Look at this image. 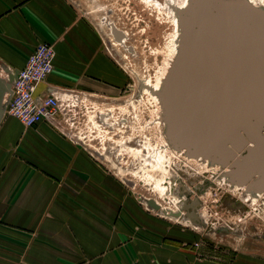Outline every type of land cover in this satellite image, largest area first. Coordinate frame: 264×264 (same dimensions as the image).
<instances>
[{"label": "crops", "instance_id": "1", "mask_svg": "<svg viewBox=\"0 0 264 264\" xmlns=\"http://www.w3.org/2000/svg\"><path fill=\"white\" fill-rule=\"evenodd\" d=\"M42 43L55 56L36 100L118 98L125 73L69 0H0L3 70L15 74ZM65 110L32 127L0 119V264H264L251 250L203 255L198 233L146 209L76 140L77 109Z\"/></svg>", "mask_w": 264, "mask_h": 264}, {"label": "rangeland", "instance_id": "2", "mask_svg": "<svg viewBox=\"0 0 264 264\" xmlns=\"http://www.w3.org/2000/svg\"><path fill=\"white\" fill-rule=\"evenodd\" d=\"M69 1L101 33L107 53L126 76L117 99L77 103L76 140L125 180L150 211L198 233L194 246L203 244V255L264 253V193L247 202L244 189L221 182L224 167L190 161L164 136L157 93L178 52L175 20L183 12L172 0ZM186 195L199 200L195 212L201 226L181 210Z\"/></svg>", "mask_w": 264, "mask_h": 264}, {"label": "water", "instance_id": "3", "mask_svg": "<svg viewBox=\"0 0 264 264\" xmlns=\"http://www.w3.org/2000/svg\"><path fill=\"white\" fill-rule=\"evenodd\" d=\"M181 21L178 52L157 93L164 136L189 158L227 167L231 184L263 194L264 12L244 0H190ZM14 75L0 79V119ZM198 206L186 195L181 210L201 226Z\"/></svg>", "mask_w": 264, "mask_h": 264}, {"label": "built area", "instance_id": "4", "mask_svg": "<svg viewBox=\"0 0 264 264\" xmlns=\"http://www.w3.org/2000/svg\"><path fill=\"white\" fill-rule=\"evenodd\" d=\"M54 56V48L49 43H42L34 48L26 58L22 69L15 73L10 90L4 96L3 115L16 118L25 127H32L41 121H50L51 117L60 110L75 108L77 103L71 100L61 103L54 96L39 100L33 96L37 84L44 81L52 72ZM9 76L0 66V79L7 82ZM145 208L150 210L147 206Z\"/></svg>", "mask_w": 264, "mask_h": 264}, {"label": "bare ground", "instance_id": "5", "mask_svg": "<svg viewBox=\"0 0 264 264\" xmlns=\"http://www.w3.org/2000/svg\"><path fill=\"white\" fill-rule=\"evenodd\" d=\"M173 3L175 4V8L176 10L180 11V12H184L186 10V8L188 7L189 3H190V0H172ZM245 2H247L250 6L256 8L257 10H261L264 12V0H244ZM181 17H177L176 20H175V23H176V27L177 29L179 30V32L181 33L180 34V37L182 36V29H181ZM170 68V67H169ZM158 89V88H157ZM160 91V90H159ZM172 150V149H171ZM174 150V149H173ZM176 151V150H175ZM179 152L180 154L184 155L186 158L190 159V161H193L195 163H200V165L204 166L205 164H211V165H218L212 161H210L209 159H203V158H189L185 155V153L183 151H177ZM178 153V154H179ZM160 159V158H159ZM165 166V165H164ZM220 166V165H218ZM156 167H159L161 168L160 165H157ZM225 168V172L224 173L225 175L222 176L221 178V182L223 184H226V183H230L229 182V177H228V168L227 167H224ZM224 171V169H223ZM177 182V181H176ZM231 184V183H230ZM233 185L234 187L238 188V189H244L245 191V199H248L247 202H251L252 204L255 202V198L256 197H260L262 195V193H253V192H250L248 190H246L245 187H241V186H238L236 184H231ZM158 187V186H157ZM161 191V189H159ZM241 191V190H240ZM163 192V191H162ZM243 192V191H242ZM244 199V198H243ZM187 218V217H186ZM188 220H190L189 218H187Z\"/></svg>", "mask_w": 264, "mask_h": 264}]
</instances>
